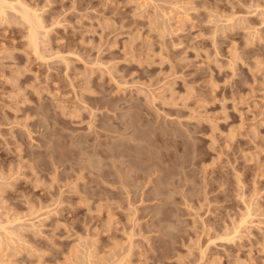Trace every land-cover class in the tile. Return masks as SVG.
<instances>
[{"label":"rangeland","instance_id":"rangeland-1","mask_svg":"<svg viewBox=\"0 0 264 264\" xmlns=\"http://www.w3.org/2000/svg\"><path fill=\"white\" fill-rule=\"evenodd\" d=\"M0 4V264H264V0Z\"/></svg>","mask_w":264,"mask_h":264},{"label":"bare ground","instance_id":"bare-ground-1","mask_svg":"<svg viewBox=\"0 0 264 264\" xmlns=\"http://www.w3.org/2000/svg\"><path fill=\"white\" fill-rule=\"evenodd\" d=\"M6 4H8V6H7V8H10V9H12V10H14V11H16L17 13H20L21 15H22V18H24L25 19V21H27V23L28 24H30V26H31V28H34V25H36V26H38L39 27V22H41L40 20H39V22L38 21H36V15H35V13H32V10L30 11V9H28L27 8V6H25V5H23L21 2H17L16 4H9V3H6ZM1 5V4H0ZM6 7V6H5ZM2 10V9H1ZM4 11V10H3ZM5 14V13H4ZM37 20H38V18H37ZM38 22V24H36V23ZM40 26H42V23H40ZM44 26V25H43ZM39 28H41V27H39ZM38 29V28H37ZM36 29V30H37ZM39 33V32H38ZM41 36V35H40ZM33 40H34V42L36 41V38H37V33H34V35H33ZM39 42V41H38ZM32 44V43H31ZM36 47L37 48H39L38 47V44L36 43ZM36 50V49H35ZM39 50V49H38ZM128 194V193H127ZM2 221H4V220H2ZM8 224L10 223V221H6ZM12 223V222H11ZM10 223V224H11ZM4 225H5V222H4V224H3V222H0V228H2V229H4ZM5 230V229H4ZM7 232V231H6ZM1 235V234H0ZM1 238V237H0ZM1 242V241H0ZM117 263V262H116Z\"/></svg>","mask_w":264,"mask_h":264}]
</instances>
